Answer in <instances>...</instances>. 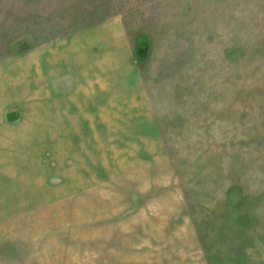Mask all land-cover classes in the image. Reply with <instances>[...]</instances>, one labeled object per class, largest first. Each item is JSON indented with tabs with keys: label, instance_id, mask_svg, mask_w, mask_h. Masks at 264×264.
<instances>
[{
	"label": "rangeland",
	"instance_id": "obj_1",
	"mask_svg": "<svg viewBox=\"0 0 264 264\" xmlns=\"http://www.w3.org/2000/svg\"><path fill=\"white\" fill-rule=\"evenodd\" d=\"M111 19L146 105L77 119L114 144L39 178L0 264H264V0H0V59Z\"/></svg>",
	"mask_w": 264,
	"mask_h": 264
},
{
	"label": "crops",
	"instance_id": "obj_2",
	"mask_svg": "<svg viewBox=\"0 0 264 264\" xmlns=\"http://www.w3.org/2000/svg\"><path fill=\"white\" fill-rule=\"evenodd\" d=\"M61 41L0 59V222L18 209L44 202L39 178L43 183L46 176L86 166L90 160L83 158L81 163L77 151L91 153L93 145L101 144L104 153V147L114 144L110 140L114 127L108 122L93 125L79 123L78 118L115 112L118 103L131 107L118 106L123 112L146 105L140 76L125 58L128 47L118 19ZM78 127L83 130L79 134ZM85 130L88 134L81 135ZM62 136L70 145L64 150Z\"/></svg>",
	"mask_w": 264,
	"mask_h": 264
}]
</instances>
